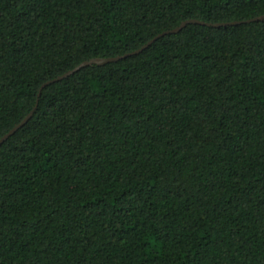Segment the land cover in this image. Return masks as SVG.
<instances>
[{"label":"trees","instance_id":"16d2710c","mask_svg":"<svg viewBox=\"0 0 264 264\" xmlns=\"http://www.w3.org/2000/svg\"><path fill=\"white\" fill-rule=\"evenodd\" d=\"M263 14L0 0V264H264Z\"/></svg>","mask_w":264,"mask_h":264},{"label":"water","instance_id":"95a60500","mask_svg":"<svg viewBox=\"0 0 264 264\" xmlns=\"http://www.w3.org/2000/svg\"><path fill=\"white\" fill-rule=\"evenodd\" d=\"M263 19H264V14L263 15H260V16H256V17L251 18V19H248L246 21L247 22L248 21H259V20H263ZM187 23L206 24V25H211V26L218 27V26H222V25L238 24L240 22L233 21V22H224V23H213V24H211V23H205L203 21H199V20H196V19L185 20V21L181 22L175 28H173L171 30L163 31L162 33H159L158 35H156L154 38H152L150 41H148L146 44H144L141 48H139L137 50H134L132 52H129V53H126V54H123V55L115 56V57H108V58H104V59L94 58V59L85 61V62L81 63L80 65H78L77 67H75L74 69L68 70V71H66L63 74H61V75H59V76H57V77H55V78H53V79H51L49 81H46L45 83H43L41 85L40 90L44 86H46V85H48L50 83H53L55 81L61 80L62 78L70 75L71 73H73L74 71H76L77 69H79L82 66L91 65V64H103V63H106V62L119 60V59H121L123 57L129 56V55H132V54H136V53L140 52L142 49H144L145 47H147L148 45H150L156 38H158V37H160V36H162L164 34L175 33L177 31H179L182 27H184ZM34 109H35V106H34V108L18 124H16L8 132H6L2 137H0V145H1L2 142H4V140H6L10 135H12L14 132H16L24 123H26L31 118Z\"/></svg>","mask_w":264,"mask_h":264}]
</instances>
